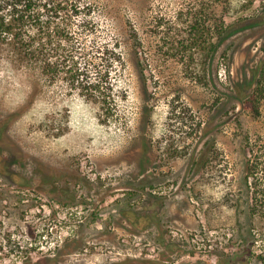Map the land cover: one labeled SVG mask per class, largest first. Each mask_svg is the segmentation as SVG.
<instances>
[{"label":"rangeland","instance_id":"1","mask_svg":"<svg viewBox=\"0 0 264 264\" xmlns=\"http://www.w3.org/2000/svg\"><path fill=\"white\" fill-rule=\"evenodd\" d=\"M86 2L103 26L91 38L124 51L109 103L63 80L33 96L29 72L0 66V264H235L260 252L264 224L255 245L240 240L232 199L240 139L264 153V108L257 117L227 90L263 57L264 0ZM222 16L262 24L210 53Z\"/></svg>","mask_w":264,"mask_h":264},{"label":"trees","instance_id":"2","mask_svg":"<svg viewBox=\"0 0 264 264\" xmlns=\"http://www.w3.org/2000/svg\"><path fill=\"white\" fill-rule=\"evenodd\" d=\"M94 11V6L86 0H0V66L29 72L35 84L33 96L38 93L36 87L42 80H63L86 98H100L109 103L113 93L109 86L112 84L110 68L121 61L124 51L120 49L119 39L115 44H100L91 38L103 29L95 21ZM261 24L257 21L237 27L238 24L228 25L222 16L218 40L206 49L212 53L224 47L226 53L231 46L227 42L232 37ZM128 31L133 41L139 39L133 26ZM260 53L261 59L251 56L242 65L227 90V99H230L228 96L235 98L257 117L264 108V48ZM221 92L224 93L223 89ZM221 99L226 101L224 97ZM212 143L211 139L207 141ZM240 144L242 173L232 201L238 227L248 232L247 236L240 233V240L255 245L256 223L264 224V153L260 154L252 146L249 148L254 143L248 134L240 139ZM231 257L236 259L235 264H264V248L260 252L246 248Z\"/></svg>","mask_w":264,"mask_h":264},{"label":"flooded vegetation","instance_id":"3","mask_svg":"<svg viewBox=\"0 0 264 264\" xmlns=\"http://www.w3.org/2000/svg\"><path fill=\"white\" fill-rule=\"evenodd\" d=\"M8 183V182H7Z\"/></svg>","mask_w":264,"mask_h":264}]
</instances>
